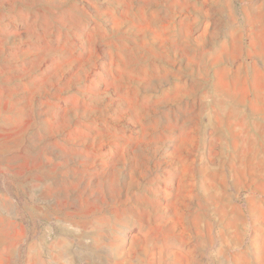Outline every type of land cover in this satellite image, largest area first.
Returning a JSON list of instances; mask_svg holds the SVG:
<instances>
[{"label": "rangeland", "instance_id": "obj_1", "mask_svg": "<svg viewBox=\"0 0 264 264\" xmlns=\"http://www.w3.org/2000/svg\"><path fill=\"white\" fill-rule=\"evenodd\" d=\"M0 264H264V0H0Z\"/></svg>", "mask_w": 264, "mask_h": 264}]
</instances>
